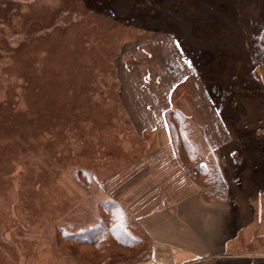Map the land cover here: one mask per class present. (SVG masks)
I'll list each match as a JSON object with an SVG mask.
<instances>
[{"label":"rangeland","instance_id":"1","mask_svg":"<svg viewBox=\"0 0 264 264\" xmlns=\"http://www.w3.org/2000/svg\"><path fill=\"white\" fill-rule=\"evenodd\" d=\"M174 109L220 174L176 154L205 198L258 164L264 0H0V264H102L88 229L130 203Z\"/></svg>","mask_w":264,"mask_h":264},{"label":"crops","instance_id":"2","mask_svg":"<svg viewBox=\"0 0 264 264\" xmlns=\"http://www.w3.org/2000/svg\"><path fill=\"white\" fill-rule=\"evenodd\" d=\"M164 131L161 144L134 166L139 172L132 168L130 203H119L148 240L149 256L131 264H260L264 238L255 239L264 225V127L256 134L258 146L245 150L257 153L258 164L246 166L242 178L228 180L224 194L210 199L184 171ZM254 241L259 244L252 252Z\"/></svg>","mask_w":264,"mask_h":264},{"label":"trees","instance_id":"3","mask_svg":"<svg viewBox=\"0 0 264 264\" xmlns=\"http://www.w3.org/2000/svg\"><path fill=\"white\" fill-rule=\"evenodd\" d=\"M166 122L168 123L170 138L175 149L176 154L181 162L184 160H189L194 162L195 160L203 161L199 164V167L196 168L194 172L197 175L202 177V181L205 185L219 184L222 183L220 180V174L216 167L206 164L204 149L203 147L193 139L192 131L188 127V122L185 119V115L181 110H170L164 114ZM201 182V181H200ZM204 185V186H205ZM222 186V184H221ZM224 187H221L220 193L218 196L224 194ZM206 191L203 192L205 197ZM208 199V198H206ZM111 212H107L104 218H101V221L88 229L89 235H92L89 239L84 241V244H89L94 248V250L101 255V253L106 252L104 255V261L102 264L109 263L113 258L115 264H129L136 260H144L149 256V249L145 250L141 254L136 255H117L113 256L111 253V245H117L124 249H133L135 247H140L143 241V237L140 231L134 233L135 226L132 225V220L129 214L122 209L120 205L114 207ZM107 222H111V228L119 229L118 236L114 238L108 237L109 228L103 230V227L106 226ZM87 232V231H86ZM85 232V233H86ZM140 232V233H139ZM109 233L112 234V231ZM71 237L68 239L70 240ZM98 243H102L98 247Z\"/></svg>","mask_w":264,"mask_h":264},{"label":"built area","instance_id":"4","mask_svg":"<svg viewBox=\"0 0 264 264\" xmlns=\"http://www.w3.org/2000/svg\"><path fill=\"white\" fill-rule=\"evenodd\" d=\"M184 171H185L186 173H190V172H191V171H190V167L185 166V167H184Z\"/></svg>","mask_w":264,"mask_h":264}]
</instances>
